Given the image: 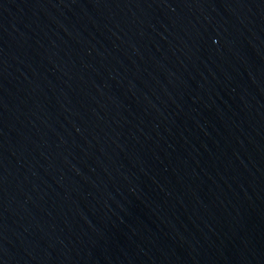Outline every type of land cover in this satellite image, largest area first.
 Here are the masks:
<instances>
[{
	"label": "water",
	"instance_id": "1",
	"mask_svg": "<svg viewBox=\"0 0 264 264\" xmlns=\"http://www.w3.org/2000/svg\"><path fill=\"white\" fill-rule=\"evenodd\" d=\"M0 264H264V0H0Z\"/></svg>",
	"mask_w": 264,
	"mask_h": 264
}]
</instances>
